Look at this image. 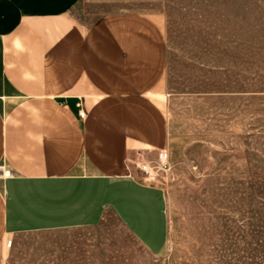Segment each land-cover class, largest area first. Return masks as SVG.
<instances>
[{
	"label": "crops",
	"instance_id": "1",
	"mask_svg": "<svg viewBox=\"0 0 264 264\" xmlns=\"http://www.w3.org/2000/svg\"><path fill=\"white\" fill-rule=\"evenodd\" d=\"M79 1L0 0V264L25 233L108 217L154 255L167 242L163 192L125 165L168 145L163 30L129 9L84 27Z\"/></svg>",
	"mask_w": 264,
	"mask_h": 264
},
{
	"label": "rangeland",
	"instance_id": "2",
	"mask_svg": "<svg viewBox=\"0 0 264 264\" xmlns=\"http://www.w3.org/2000/svg\"><path fill=\"white\" fill-rule=\"evenodd\" d=\"M123 9L153 14L168 47L169 167L135 177L164 194V250L108 217L25 233L9 264H264V0H80L72 15L88 27Z\"/></svg>",
	"mask_w": 264,
	"mask_h": 264
},
{
	"label": "built area",
	"instance_id": "3",
	"mask_svg": "<svg viewBox=\"0 0 264 264\" xmlns=\"http://www.w3.org/2000/svg\"><path fill=\"white\" fill-rule=\"evenodd\" d=\"M81 117H84L85 113L80 112ZM169 151L167 148L159 149L153 159L145 157L144 151H136L131 157L125 159V165L128 173L127 177L135 179L144 178L145 180H151L156 177V173L159 171H166L169 167ZM13 240L7 241V246L12 245Z\"/></svg>",
	"mask_w": 264,
	"mask_h": 264
},
{
	"label": "bare ground",
	"instance_id": "4",
	"mask_svg": "<svg viewBox=\"0 0 264 264\" xmlns=\"http://www.w3.org/2000/svg\"><path fill=\"white\" fill-rule=\"evenodd\" d=\"M2 170V169H1Z\"/></svg>",
	"mask_w": 264,
	"mask_h": 264
}]
</instances>
